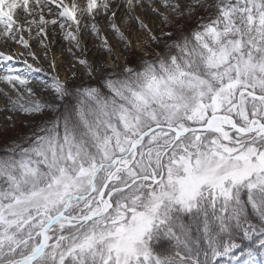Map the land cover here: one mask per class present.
I'll list each match as a JSON object with an SVG mask.
<instances>
[{"label": "snow or ice", "instance_id": "obj_1", "mask_svg": "<svg viewBox=\"0 0 264 264\" xmlns=\"http://www.w3.org/2000/svg\"><path fill=\"white\" fill-rule=\"evenodd\" d=\"M101 13L159 51L115 64ZM33 29L95 83L40 66ZM0 38L27 51H0L5 110L33 123L0 156V264H264V0H0Z\"/></svg>", "mask_w": 264, "mask_h": 264}, {"label": "rangeland", "instance_id": "obj_2", "mask_svg": "<svg viewBox=\"0 0 264 264\" xmlns=\"http://www.w3.org/2000/svg\"><path fill=\"white\" fill-rule=\"evenodd\" d=\"M163 11V9H161ZM19 13L18 22L23 23V13H21L19 10H17ZM136 15H139L142 20H145L146 22L150 23V26L153 29V32L157 35L160 34V30L163 29V31H168L169 29L165 27L161 21V19L157 16H154L151 14L150 10L147 9H141L137 10L135 13ZM16 15V14H15ZM45 15L47 16V10L45 9ZM199 15H203V13H198L197 16H194L193 23L198 18ZM126 18V10L122 11L119 14V19L117 20V23L120 24L122 20ZM89 22V21H85ZM82 22V23H85ZM97 26L101 29V34L106 35L109 39L110 44L114 46V56H115V64H119L121 67L128 62L129 60L133 59H148L149 57L144 56V41H147L148 43V51H152L155 49L156 51H159V47L155 44H153L151 41H148L147 33L142 32L138 29V25L132 23L130 20L128 23L121 24L122 30L125 31L126 36L128 39L133 41L132 47L130 49H125L123 47L122 42L116 37L111 30L107 26V20L104 17L103 13L99 17H97ZM131 28V31H128V29ZM25 38L27 39L29 34L27 32L24 33ZM32 39L29 40V43L31 45L30 50L33 52H36L38 57L40 58L39 64L43 68H48V61L55 59L56 63L59 66V72L62 78L70 76L71 71H77L78 75L81 79L84 80V82L87 83H95V81H91L87 74L84 72L83 68L80 66H77L76 69H72L71 65L72 63H75V61L72 59V56L70 53H68L67 49L71 46L68 41L63 40L62 36L59 33V30H57L55 33L49 32L48 38L45 40V43L48 44L49 50H48V58L47 60L44 59V49L43 46L39 43V38L36 36V30L33 29L32 33ZM166 39V38H165ZM137 42H141V45L137 47ZM100 41L96 40L94 37L91 36L89 33L86 39L83 41V46L85 47V54L87 59L90 62H93L94 65L98 61L107 60V69L111 71L115 64L112 61V58L105 52H102L99 49ZM94 50L93 52H91ZM0 51L5 52L6 54H10L13 56H18L19 53L24 52L25 57H27V51L22 48L21 45L14 41H5V39L0 38ZM75 51V49H73ZM99 51L103 54L102 58H97ZM95 52V55H92ZM76 55H80L79 52L76 53ZM25 57H21L20 59H23ZM29 62L33 63V61L29 58ZM17 67L23 68L22 63H17ZM4 85L0 84V89H3ZM7 91V89H5ZM11 94V93H10ZM5 99L3 95H0V155L6 154V148L8 147L9 143L12 140L17 139L20 135L26 134L30 132V129L33 126V123L29 117H26L19 113H12L5 110ZM9 116H13V121H9L6 118ZM47 118V117H44ZM14 125V126H13Z\"/></svg>", "mask_w": 264, "mask_h": 264}, {"label": "bare ground", "instance_id": "obj_3", "mask_svg": "<svg viewBox=\"0 0 264 264\" xmlns=\"http://www.w3.org/2000/svg\"><path fill=\"white\" fill-rule=\"evenodd\" d=\"M15 14H16V16H19V13L18 12H16ZM93 51L94 50H92L91 52H93ZM92 55H95V52ZM102 56H103V54L101 53V51H99V54L96 57L99 59V58H102ZM35 75H39V76H41L43 78H47V77L44 76V73L35 74Z\"/></svg>", "mask_w": 264, "mask_h": 264}, {"label": "trees", "instance_id": "obj_4", "mask_svg": "<svg viewBox=\"0 0 264 264\" xmlns=\"http://www.w3.org/2000/svg\"><path fill=\"white\" fill-rule=\"evenodd\" d=\"M0 156H2V155H0Z\"/></svg>", "mask_w": 264, "mask_h": 264}]
</instances>
